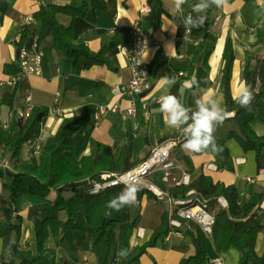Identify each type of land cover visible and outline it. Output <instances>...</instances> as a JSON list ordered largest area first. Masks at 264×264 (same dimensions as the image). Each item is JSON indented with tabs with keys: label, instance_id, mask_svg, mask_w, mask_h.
<instances>
[{
	"label": "crops",
	"instance_id": "obj_1",
	"mask_svg": "<svg viewBox=\"0 0 264 264\" xmlns=\"http://www.w3.org/2000/svg\"><path fill=\"white\" fill-rule=\"evenodd\" d=\"M77 1L89 2L91 8L85 18H77L72 22L73 35L82 40L90 52L101 53L107 64L88 70L77 69L63 51L53 48L49 38L39 46L43 54L40 74L25 76L12 85L10 79L14 76L13 68L18 69L16 44L22 34L23 19L36 13L43 4L64 6L70 0H0V178L12 179L16 175L10 157L3 156V148L8 137L18 132L20 114L29 108L45 109L48 113L41 120L40 133L36 138V143L41 146L59 131L64 120L85 117L86 132L76 139L77 156L94 155L98 143L116 147L117 151L122 145L120 133L128 123L134 134L133 162L143 160L152 149L173 140L176 146L171 152V159L176 169L172 173L176 178L185 173L192 180L202 174L210 177L214 183L234 186L239 192L240 204L251 203L254 210L264 214V150L259 156L254 151L245 152L234 138L229 137L231 132H237L232 116L226 118L215 131L216 140L223 141L228 152V161L224 165L218 153L192 155L186 152L183 148L185 134L170 128L160 111V97L169 94L195 110L201 94L194 93L184 82L192 76L197 77L199 70L205 68L206 75L200 80L204 85L200 88L206 90V94L221 107H225L221 80L226 38H229L234 57L230 94L235 99L238 86L243 81L246 60L250 58L251 64L255 65L264 59V0H227V4L219 8L212 5L206 13L205 22L209 25L205 36L200 35V28L188 31L183 24L184 18L192 13V6L199 0H187L183 5V13L174 10V0H162L167 14L161 16L157 27L152 20V11L140 14L143 5L149 6L147 0ZM58 20L64 25L70 21L65 16H60ZM135 21H139L148 41L147 57L144 59L149 64L151 87L144 95L134 97L133 115L122 118L119 114H108L96 120L94 116L100 105H115L120 113L132 105L130 97H113L111 89L126 83L130 78L120 48L129 43ZM169 44L173 48L167 49ZM6 66L12 69L8 72ZM165 75L174 77L175 83L170 86L161 84L160 78ZM12 93L14 96L9 105L6 97ZM53 108L59 109L60 115ZM250 127L257 136H264V124L261 121H251ZM36 143L22 146L18 159L20 165L31 163V151ZM185 156L190 157L193 172L188 171ZM208 166H212V169H207ZM157 174L161 177L160 173ZM155 176L154 185L159 188L164 186L160 177ZM84 184L79 183L76 187ZM5 197L7 192L0 181V199ZM167 205L148 201L143 196L139 207H130L131 217H137L135 230L142 228L145 231V238L138 240L133 237L130 247L142 246L148 241L162 213L169 214L170 207L168 205L167 208ZM16 211L22 217L19 250L29 251L35 256L37 243L34 221L48 217L51 208L35 197L23 194L16 201ZM65 220L66 215L60 213L59 227ZM184 231L185 228L181 227L177 233L168 235L164 243L148 248L146 254L140 257V264H179L181 259L191 256L193 248ZM45 248L47 251L37 264H97L99 258V249L91 248L89 229L74 232L71 242H62L59 228L57 234L48 237ZM206 249L210 264L215 260L220 264H239L240 253L236 248L218 251L211 238L207 237ZM254 251L257 258L253 264H260L258 258L264 254V222L262 231L257 235ZM2 259L9 262L12 257L9 250L3 249L0 238V264ZM15 263L19 264V261ZM189 264L194 263L191 261Z\"/></svg>",
	"mask_w": 264,
	"mask_h": 264
},
{
	"label": "trees",
	"instance_id": "obj_2",
	"mask_svg": "<svg viewBox=\"0 0 264 264\" xmlns=\"http://www.w3.org/2000/svg\"><path fill=\"white\" fill-rule=\"evenodd\" d=\"M147 3L157 27L167 10L162 0H147ZM90 8L89 2L77 0H70L64 6L52 3L41 5L33 14L36 26L33 25L21 34L16 51L21 47L28 49L34 42L39 47L50 38L53 48L63 51L77 69L88 70L93 66L106 65L107 61L101 53L90 52L84 42L73 35L72 22L77 18H85ZM60 16L68 17L69 23L61 24L58 20ZM208 25L205 22L200 27V35H206ZM222 56L225 61L221 80L224 109L234 113L232 120L237 127V132H231L229 137L234 138L243 151H254L259 156L264 150V136H257L251 129L250 122L259 120L264 124V59L252 65L248 58L242 72L243 81L251 85L254 95L252 110L249 112L240 107L230 94L234 57L229 38L225 39ZM9 69L12 67H5L8 72ZM205 69L199 70L196 77L200 87L204 85L200 80L206 75ZM17 72L18 69L13 68V75ZM13 96L14 93L6 97L9 105ZM47 113L45 109H32L25 119H20L18 132L8 137L3 148V156L10 157L16 175L12 179L0 178L2 188L7 192V197L0 199V238L3 249L9 250L12 257L9 262L2 259V264H16V260L19 264H37L47 251L46 240L50 235L57 234L59 228L62 242H71L74 232L89 229L91 248L99 249L97 264H140L139 259L146 254L148 248L164 243L170 231V217L167 212H163L148 241L132 248L130 241L134 237L137 217H131L130 207H139L143 196L148 201L162 202L157 201L151 192L141 190L136 203L114 211L108 209L107 205L120 194L124 186L105 188L97 194L88 192L92 183L102 182V175L122 174L142 161H132L134 134L131 126L127 123L125 130L120 133L122 145L117 151L116 147L98 143L94 155L78 157L75 152L76 139L86 132L87 120L85 117L66 119L59 131L43 143L39 156L32 158L29 165L22 166L18 162L22 146L39 136L41 120ZM166 139H162L159 144ZM216 142L223 149L218 154L226 165L228 152L224 142ZM184 162L188 171L193 172L189 156L184 157ZM82 182L85 183L83 186L76 187ZM160 189L173 199H185L190 191L208 199L210 208L215 211L210 237L214 248L218 251L236 248L240 253L239 264H253L257 258L254 251L256 238L263 229L264 214L254 210L251 203L240 204L236 187L214 183L210 177L201 174L188 185L160 186ZM23 194L35 197L51 208L48 217L34 221L37 243L35 256L29 251L19 250L22 217L16 211V201ZM219 198L226 201V209L219 207ZM62 212L66 215V220L59 227V215ZM181 226L185 228L184 234L191 241L193 254L181 259L179 264H189L191 261L194 264H210L205 235L191 222L181 220ZM121 251L124 255H118ZM258 261L264 264V254Z\"/></svg>",
	"mask_w": 264,
	"mask_h": 264
},
{
	"label": "built area",
	"instance_id": "obj_3",
	"mask_svg": "<svg viewBox=\"0 0 264 264\" xmlns=\"http://www.w3.org/2000/svg\"><path fill=\"white\" fill-rule=\"evenodd\" d=\"M151 11V7L143 5L140 9V14H148L151 13ZM34 24L35 20L33 15L26 16L22 21V33L26 29L31 28ZM131 30L132 36L129 43L120 48L122 55L126 59L130 78L124 84L113 86L111 92L113 97H130L132 99V105L123 113H120L118 107L115 105L112 107L100 105L94 116L96 120L108 114H119L122 118L133 115L134 97L144 95L151 87L149 64L144 60L146 49L148 50V41L142 31L139 21L133 23ZM145 43L146 49H144ZM42 57L43 54L35 42L28 49L21 47L18 52L16 51L18 72L10 79V83L16 85L25 76L39 75L41 72ZM180 75L182 74L180 73ZM184 85L187 84L184 82ZM55 102L57 103V100ZM53 111L60 115L59 109L53 108ZM30 112L31 109L29 108L26 112L21 113V119H25ZM30 142L28 143L30 144ZM32 142L36 143V139ZM175 146V141H167L152 149L150 153L131 170L122 174L102 175V182L91 184L88 191L89 194H97L99 191L109 187H125L130 183L134 184L139 188V191L147 190L156 197L157 201L169 205L170 231L168 235L177 233L178 229L182 227L181 220H184L196 225L206 238L211 237L212 227L215 221V212L210 208L208 199H205L195 191L188 192L185 199H173L159 187L148 182L150 176L160 173L162 184H168L170 187L188 185L190 183L191 180L189 175L183 173L180 178H176L172 173V171L176 169L171 159V152ZM40 148L41 145L39 143L34 145L31 151L32 158H37L39 156ZM207 169H212V166H208ZM213 169H215V167H213ZM248 181H250V179H248ZM217 202L220 208H227V203H225L223 198H219ZM134 238L143 240L145 238L144 229L137 228L134 233ZM212 264H220V262L215 260Z\"/></svg>",
	"mask_w": 264,
	"mask_h": 264
},
{
	"label": "clouds",
	"instance_id": "obj_4",
	"mask_svg": "<svg viewBox=\"0 0 264 264\" xmlns=\"http://www.w3.org/2000/svg\"><path fill=\"white\" fill-rule=\"evenodd\" d=\"M186 2L187 0H174V10L183 13V5ZM226 4L227 0H199L198 3L192 6V13H195V15L190 13L183 20L185 29L191 31L202 27L207 19V10L212 5L219 8ZM166 47L167 49L173 48L171 44ZM144 49H146V43ZM146 57L147 49L145 59ZM160 83L170 86L175 83V78L165 75L160 78ZM185 83L190 89L194 90V93L201 94L196 102V109L186 107L174 95L161 96L160 111L164 115L167 125L170 128L181 130L185 134L183 148L189 154L209 155L222 152L223 149L216 142L215 131L226 118L233 116L234 113L227 112L214 98L208 96L206 90L200 88L199 81L195 76H192ZM253 100L254 95L251 85L247 81H242L235 96L236 103L250 112ZM138 192L139 188L136 185L131 183L126 185L120 194L108 203V209L120 211L124 207L136 203ZM118 255H124V252L121 251Z\"/></svg>",
	"mask_w": 264,
	"mask_h": 264
},
{
	"label": "rangeland",
	"instance_id": "obj_5",
	"mask_svg": "<svg viewBox=\"0 0 264 264\" xmlns=\"http://www.w3.org/2000/svg\"><path fill=\"white\" fill-rule=\"evenodd\" d=\"M32 142V141H31ZM155 175H159V174H154L153 176H150L149 178H148V182L149 183H152V184H154L155 183V179H157V178H155L156 176ZM158 177H160V176H158ZM160 179V178H159ZM160 182H161V180H160ZM162 183V182H161ZM165 187H170L168 184H163ZM164 203V202H163ZM165 204V203H164ZM167 208H168V205H167Z\"/></svg>",
	"mask_w": 264,
	"mask_h": 264
}]
</instances>
